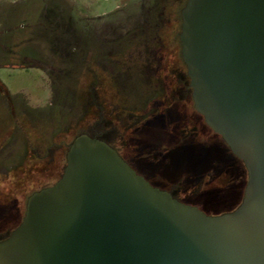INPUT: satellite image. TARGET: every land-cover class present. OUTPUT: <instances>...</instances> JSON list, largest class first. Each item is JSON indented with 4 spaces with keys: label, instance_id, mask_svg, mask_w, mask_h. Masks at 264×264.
Returning a JSON list of instances; mask_svg holds the SVG:
<instances>
[{
    "label": "water",
    "instance_id": "water-1",
    "mask_svg": "<svg viewBox=\"0 0 264 264\" xmlns=\"http://www.w3.org/2000/svg\"><path fill=\"white\" fill-rule=\"evenodd\" d=\"M180 16L194 108L246 170L240 204L207 215L80 134L0 241V264H264V0H186Z\"/></svg>",
    "mask_w": 264,
    "mask_h": 264
},
{
    "label": "rangeland",
    "instance_id": "rangeland-1",
    "mask_svg": "<svg viewBox=\"0 0 264 264\" xmlns=\"http://www.w3.org/2000/svg\"><path fill=\"white\" fill-rule=\"evenodd\" d=\"M177 2L182 0H0V82L9 93V99L0 95V185L9 186L1 179L17 173L29 154L42 157L43 173L32 175L16 197L25 200L31 188L60 176L76 136L105 137L110 112L145 108L157 88L154 49L179 21ZM161 140L157 125L149 147L155 155ZM207 147L214 161L224 163L217 147ZM183 161L175 148L172 169L160 167L168 179L155 182L179 189ZM222 170L228 173L223 182L205 179L177 197L205 209L235 207L245 172L238 165ZM7 230L0 219V232Z\"/></svg>",
    "mask_w": 264,
    "mask_h": 264
},
{
    "label": "flooded vegetation",
    "instance_id": "flooded-vegetation-1",
    "mask_svg": "<svg viewBox=\"0 0 264 264\" xmlns=\"http://www.w3.org/2000/svg\"><path fill=\"white\" fill-rule=\"evenodd\" d=\"M181 9L179 11V22H175V26L178 23L177 28H179L176 41L172 43L170 42L171 38L169 40L160 38L161 44L154 49V57L157 62L154 69V85L157 88L153 92V97L148 101L145 108L138 113H133L126 107H124L125 113L123 114L118 111L110 112L109 121L112 128L108 130V136L107 134L105 137L100 134L94 135L97 138H104L102 141L114 149L130 168L145 178L152 186L167 191L172 197L174 195L176 198L179 195L177 193L182 195L185 191L180 190V187L178 189L176 186L173 189H168L155 182L156 178L161 181L168 179L161 168L166 166L167 169L169 167L172 169V154L175 152V148H178V154L181 153L184 159L180 172L176 173L178 181L186 173L184 166L193 156V153L198 152L200 154L198 158L206 159L208 157L207 145L209 144L217 147L220 153L223 152L221 140L206 125L203 116L194 108L190 80L181 57L179 41ZM106 110L110 109L107 107ZM157 125L162 128V140L159 147L161 152L155 155L156 151L149 150V147L153 142ZM27 157L26 162H23L24 165L17 168V173H12L1 179L3 181L7 180L9 186L5 189L3 187L4 182L0 185V219L7 222L10 230L1 233L0 241L6 239L21 223L28 197L32 193L45 188L44 186L30 191L25 200L16 198L26 190L27 182H30L28 178H30L31 169L28 167L29 165L25 166L27 165ZM34 158L39 160L42 168L40 173H43L45 168L42 157ZM24 166L26 168H23ZM63 170L64 167L61 165L60 177ZM19 171H23V173ZM60 177L58 176L56 181ZM56 181L48 186L53 185Z\"/></svg>",
    "mask_w": 264,
    "mask_h": 264
},
{
    "label": "trees",
    "instance_id": "trees-1",
    "mask_svg": "<svg viewBox=\"0 0 264 264\" xmlns=\"http://www.w3.org/2000/svg\"><path fill=\"white\" fill-rule=\"evenodd\" d=\"M184 2H185V0H182V2H180V3H178V2L176 3V7H178L177 10L180 11L182 6L184 5ZM179 11L177 12L178 18H179ZM177 24L175 26V23H173L171 31H170L171 32L170 42H172V43L176 41V38H177L176 35H177V32L179 31V28H177L178 27ZM0 95L6 99H9V93H8L7 89L5 88V86L1 82H0ZM88 135L91 137H94L93 134H88ZM217 136L221 140L222 145H223V152H221V155L223 156V162L224 163H221L222 164L221 165V164H219L218 161H214V159L211 158V154L209 152L207 154L208 157L206 159L198 158V157H200L199 156L200 154H198V152L193 153V156H191L189 161L184 166L186 173L183 176H181V179L178 181V185L180 187V190H183L185 192H187L188 190L190 191L192 188H195L196 186L201 184L205 179H207L209 181V183H212V182H218L219 183V181L223 182V179H225V176L228 177V173L226 171L222 170V166L225 167V169H227V168H231L233 165H238L243 170V172H245L244 177L246 178V170L244 168L242 161L239 160L237 157H235L231 153L230 149L225 144L223 139L219 135H217ZM98 138L101 140H104V138H102V137H98ZM207 151H208V149H207ZM27 159L29 161L27 160V163H26L27 165H25V166L27 167L29 165L28 167H30V169H31L30 178H28V180L32 181L31 176L36 174V173L40 174L42 168L40 167V164L37 162V160L34 158V156H32L31 154L28 155ZM25 166L23 168H26ZM63 167H65L64 164H63ZM23 171H19V172L23 173ZM28 172H29V170H28ZM55 181H56V179H55ZM46 186H48V185H46ZM33 190L34 189H32V188L30 189V191H33ZM185 192L182 193V195H184ZM173 197H175V196L173 195ZM176 199H178L180 202H183L185 204L197 207L198 209H200L202 212H204L207 215H220V214H223L226 212H230V211L234 210L240 204L239 203L235 207L229 208L226 210H224V209H205L203 206H198V205L190 202L189 201V200H191L190 198H186L184 200L183 198L181 199V198L177 197Z\"/></svg>",
    "mask_w": 264,
    "mask_h": 264
}]
</instances>
